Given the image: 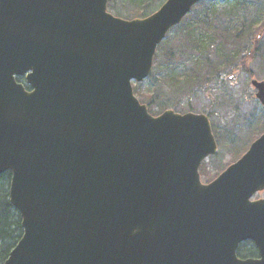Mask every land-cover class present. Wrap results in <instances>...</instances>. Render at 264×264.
I'll return each instance as SVG.
<instances>
[{
	"label": "water",
	"instance_id": "1",
	"mask_svg": "<svg viewBox=\"0 0 264 264\" xmlns=\"http://www.w3.org/2000/svg\"><path fill=\"white\" fill-rule=\"evenodd\" d=\"M199 1L124 18L109 0H0V175L23 228L3 264H264V132L205 183L209 116L153 115L134 91ZM247 240L258 257L238 256Z\"/></svg>",
	"mask_w": 264,
	"mask_h": 264
},
{
	"label": "trees",
	"instance_id": "2",
	"mask_svg": "<svg viewBox=\"0 0 264 264\" xmlns=\"http://www.w3.org/2000/svg\"><path fill=\"white\" fill-rule=\"evenodd\" d=\"M164 1L120 0L122 2L120 3L115 0H109L108 7L115 10L117 15L126 18L144 17L154 12ZM224 1H226L224 6H222L223 0H202L198 2L196 7L198 6L200 10L194 9V13L193 11L190 12L181 23L172 28V30H177L176 32L180 33L178 35L180 37L178 38L180 44L177 47L164 51V60L158 66L154 63L152 74L146 79L152 80V87H149L147 91L149 93L142 91L145 80L137 82L134 85L135 92L142 95L141 101L147 103L149 110L153 114L162 112V110L157 111V113L152 111L155 104L159 105L161 109L164 106L176 108L177 103H181V100L187 99L180 96L174 103L168 99L162 101V103L158 102L156 94L163 87L164 83L174 93L189 90V92L183 94H188V98L191 99L202 88L208 91L213 87L216 88L219 84H210L213 77H216L218 82L222 83L223 81H227V77L230 74H233L234 78L240 72H246L250 77L255 75L252 67L248 66L247 60L256 55L257 52L255 51H258V46L264 37V0ZM117 3L119 4L117 5ZM209 3L212 6L209 7ZM256 3L260 7H257ZM225 7L233 9L232 13L234 16L228 19L230 21L227 20L229 25L221 23V21L229 17L228 9ZM252 7L254 11L251 13L254 15L252 16L251 14L248 17L246 12ZM196 15L198 18L195 19L197 24L195 26L193 24V16L196 17ZM243 40H250L247 47H245V43L243 44ZM168 42L169 37H166L162 44L158 46L155 58L160 55L161 47ZM253 46L255 47L253 53L248 54V50L251 47L253 48ZM262 48V58L264 59V47ZM158 69L160 70L159 77L155 76L153 78L154 75H157L158 72L156 71ZM18 80L26 84L24 77H18ZM234 105H236L232 108L234 114L231 113L228 116L223 110L224 119H228L235 114L239 115L241 114V109L250 106L251 114L245 119L247 125H253L260 121L252 134L244 140V143H249L250 145L264 131L263 108H261V112L259 105L254 103L252 99L245 103H242V100L234 102ZM226 127L225 134L228 136L227 139H223L222 143L225 146V143L228 141V147L233 146L237 148L239 145L234 146V143H237V141L233 139L232 131H238L239 128L235 126L231 130L227 124ZM248 147L244 146L242 149L245 150ZM237 150H240L239 147ZM239 156V154H234L231 161H234ZM222 168L223 166H218L215 168V171H219ZM204 174L207 175L206 171ZM216 175H218V172L213 177ZM10 183L11 171L8 170L0 175V264L4 263L23 234L20 212L10 201ZM242 244L238 250L240 256L249 257L257 254L252 241H245Z\"/></svg>",
	"mask_w": 264,
	"mask_h": 264
},
{
	"label": "rangeland",
	"instance_id": "3",
	"mask_svg": "<svg viewBox=\"0 0 264 264\" xmlns=\"http://www.w3.org/2000/svg\"><path fill=\"white\" fill-rule=\"evenodd\" d=\"M115 1L120 2V0H115ZM225 2L226 1L223 0L222 6H224L226 4ZM120 3H122V2H120ZM118 4L119 3H117V5ZM208 5H209V7L212 6L211 3H209ZM256 5H257V7H260L259 4L256 3ZM197 7L195 5L190 12L193 11V13H194V9L200 10L199 7L198 8ZM225 8L228 9L227 11L229 12V17L226 18L224 21H221V23L229 25L227 20L234 16L232 13L233 9H231V7H225ZM220 9H222V8H220ZM108 10L110 12H112L113 14L117 15L115 10L111 9L110 7L108 8ZM253 11H254V8L252 7L248 12H246V15L248 17H250L252 14V16H253L254 14L251 13ZM190 12H189V14H190ZM121 17H123V16H121ZM139 17H143V16H139ZM124 18H126V17H124ZM193 18H194L193 24L196 26L197 24H196L195 19L198 18V16L197 15H196V17L193 16ZM235 19H237V18H235ZM228 21H230V20H228ZM236 21H234V23H236ZM176 31L171 29L169 31V33L167 34L166 37H169V42L166 43L163 47H161L160 55L157 56V58H155L154 63L156 64V66H158L160 64V62L161 63L163 62L164 51L169 50V49L174 48V47H177L180 44V41L178 40V38H180V37H178V35H180V33L176 32ZM249 41L250 40H243V44L244 43L246 44L245 47L248 46ZM161 44H162V42H161ZM260 45H261V47H259L258 51H255V52H257L256 55H253L252 58L248 59L247 64H248V66L252 67V69L255 73L254 78H257L259 80H263L264 79V59L262 58V50H263L262 47H264V37L261 40ZM251 49H252V47L248 51H250ZM254 49H255V47L253 46L252 53H253ZM159 71H160L159 69L156 71L158 73H157V75H154L153 78L155 76L159 77V75H160ZM250 79H251L250 76L246 72H240L239 74H236L234 79L227 77V81H223L222 83L218 82L216 77H213V79L210 81L211 82L210 84L211 85L219 84V85L216 88H214V87L211 88V90H209V91L206 89L204 90V88H202L200 90L198 89L199 91H197L196 95H194L193 97L191 96L192 97V98L190 97L191 99L188 98V96H189L188 94H185V95L183 94L185 92H189V90H187L185 92L182 91L180 93H177V92L174 93V92H171V90L167 87V85L165 83H164V85L162 83L163 87L156 94L158 102L160 101L162 103V101L168 99L174 103V101H177L180 98V96H182L183 98H187V99L181 100V103H177L176 108L164 106L161 109V107L159 105L155 104L153 106L152 111L154 113H157V111L162 110V112H163L166 109L172 108V109L179 111V112H182V113L188 112V111H194V112L206 113V114L208 112L213 113L214 110L212 108L211 101L217 100V101H221L225 104L223 107V110L225 111L226 115L229 116V115H231V113L234 114V111L232 108L237 105V104L234 105V102L241 101L242 100L241 93L243 91H245L246 89H249V85L251 84ZM134 85H136V82H134ZM221 85H222V87H220ZM142 87H143L142 88L143 92L149 93L147 91H148L149 87H152V80L151 79L145 80ZM136 96L140 100L143 98L142 95H139L137 93H136ZM225 101H226V103H225ZM252 101L254 103H257L256 100L255 101L252 100ZM257 104H259V103H257ZM250 108H251L250 106H247L245 109H241V114H239V115L235 114L228 119H224L223 114H221V117H218L214 114L213 115L209 114L211 116V119L214 121L215 124H218L220 126V123H221V125L224 126L223 129L227 128L226 124L229 126V129H231L232 127H235V126H237L239 128V130H238L239 132L236 134H233L232 137H233V139L235 138V140L237 141V143H234V146L239 145L238 147L240 150H242V147H244V146L248 147L249 143H247V144L244 143V140L252 134V132L257 128V125L260 122L259 121L253 125H247L245 119L247 118V116L249 114H251ZM223 129L221 130V132L223 131ZM258 130H260V129H258ZM234 148L235 147H233V149ZM237 148H235V149H237ZM237 152H239V150L235 151V153H232V151H230V150L229 151H225V150L222 151L221 150L220 155L218 154L219 156H215L213 159L214 162H216L215 166L213 167L212 163L208 164L206 166L205 170L207 173V175H206L207 179H211L215 175V173L217 172V171H215L216 170L215 168H217L218 166L224 165L225 163L230 161L232 159V156L234 154H236ZM260 197H264V190L259 191L254 195V198H260Z\"/></svg>",
	"mask_w": 264,
	"mask_h": 264
},
{
	"label": "flooded vegetation",
	"instance_id": "4",
	"mask_svg": "<svg viewBox=\"0 0 264 264\" xmlns=\"http://www.w3.org/2000/svg\"><path fill=\"white\" fill-rule=\"evenodd\" d=\"M258 39H259V36H258ZM259 47H261L260 45L258 46V48ZM252 50H253V48L250 50V51H248V54H252ZM229 77L230 78H232V79H234V75L233 74H230L229 75ZM253 77H255V76H252V77H250L251 79H250V85H249V89H246L245 91H243L242 93H241V97H242V103H245L246 101H249V100H256V102L257 103H259L258 105H259V109H260V111L262 112V109L261 108H263V112H264V105L261 103V101L258 99V97L256 96V94H257V89H256V87H254L253 85H252V78ZM220 80H222V79H220ZM220 87H222V85L220 86ZM211 103H212V108H213V110H214V112L213 113H207V115L209 116V118H210V121H211V124H212V128H213V132H214V135H215V138H216V141H217V143H218V147H219V149H218V152L216 153V154H214V155H210V156H208L206 159H204V161L202 162V164H201V166H200V174H201V179H202V181L203 182H205V183H209V182H211V181H213L216 177H218L223 171H225L232 163H234L235 161H237L249 148H250V146H251V144H252V142L250 143V145H249V147L247 148V149H245V150H239V152H237L236 154H239L240 156L237 158V159H235L234 161H228L227 163H225L224 165H221V166H223V168L222 169H220L219 171H217L218 172V175H216L215 177H213L212 179H207V177H206V175L204 174V172L206 171L205 169H206V166L208 165V164H211L212 163V165H213V167L215 166V163H214V157L215 156H219L220 155V151L222 150V151H232V153H235V151L237 150V149H233L232 148V146L231 147H228L229 146V142L227 141L226 143H225V146H224V144L222 143L223 142V139H227V134H225V129H223L224 128V126L223 125H221V123H220V126L218 125V124H215L214 123V121L211 119V116L209 115V114H214V115H216V116H218V117H221V114L223 113V107H224V103L223 102H221V101H211ZM225 103H226V101H225ZM206 114V113H205ZM263 118H264V116H263ZM221 119V118H220ZM223 129V131L221 132V130ZM232 129H234V127H232L231 128V130ZM233 132V134H236V133H238L239 131H232ZM235 139V138H234ZM223 148V149H222ZM238 151V150H237ZM219 154V155H218ZM214 163V164H213ZM259 192V191H258ZM256 194V193H255ZM254 194V195H255ZM260 198H264V197H260ZM260 198H254V196L252 197V199H254V200H256V199H260ZM247 241H251V240H247ZM245 242V241H244ZM244 242H242V243H244ZM253 242V241H252ZM240 244L239 245V247L241 246V245H243V244ZM253 244H254V242H253ZM254 246H255V248H256V250H257V254L256 255H254V256H249V257H258L259 256V252H258V249H257V247H256V245L254 244ZM239 247H238V250H239ZM237 250V254H238V256L240 257V258H247V257H242V256H240V254H239V251Z\"/></svg>",
	"mask_w": 264,
	"mask_h": 264
}]
</instances>
